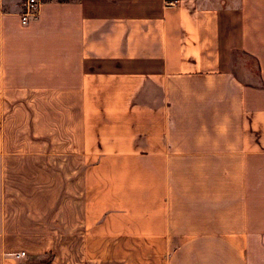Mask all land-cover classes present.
Segmentation results:
<instances>
[{
	"label": "crops",
	"instance_id": "0c3cea01",
	"mask_svg": "<svg viewBox=\"0 0 264 264\" xmlns=\"http://www.w3.org/2000/svg\"><path fill=\"white\" fill-rule=\"evenodd\" d=\"M21 1L0 0V264L60 246L9 192L28 152L8 135L12 108L60 105L82 163L67 264H264V0H42L25 25Z\"/></svg>",
	"mask_w": 264,
	"mask_h": 264
},
{
	"label": "rangeland",
	"instance_id": "374dc122",
	"mask_svg": "<svg viewBox=\"0 0 264 264\" xmlns=\"http://www.w3.org/2000/svg\"><path fill=\"white\" fill-rule=\"evenodd\" d=\"M241 56L240 54L237 65L233 68L237 78L245 83L256 82L253 60ZM59 102L66 104L67 97H62ZM12 110V121L8 122L10 147L15 149L19 146L18 149L21 147L22 152L27 151L28 154L22 160L17 157L12 161L14 169L11 170L9 192L27 195L29 210L44 216L45 235L53 236L54 246H59L56 243H60L57 250L44 252L42 261L50 263L54 260L56 264H67L69 252L63 249V244L66 246L68 241L69 213L80 211L82 196V163L73 123L74 108L60 105L14 107ZM38 118L42 121H38L35 128L34 122ZM32 126L33 130H43L44 134H51L53 130L56 136L54 139H38L30 135ZM39 131L34 132L40 133ZM72 253L77 255L79 252ZM148 253L141 251L137 255L138 258L148 260Z\"/></svg>",
	"mask_w": 264,
	"mask_h": 264
},
{
	"label": "built area",
	"instance_id": "2783aa9c",
	"mask_svg": "<svg viewBox=\"0 0 264 264\" xmlns=\"http://www.w3.org/2000/svg\"><path fill=\"white\" fill-rule=\"evenodd\" d=\"M42 0H22L21 11L19 13V23L21 25L27 24L30 20L37 16L39 6ZM167 4H175L176 0H167ZM24 252H19V255H23Z\"/></svg>",
	"mask_w": 264,
	"mask_h": 264
},
{
	"label": "trees",
	"instance_id": "16d2710c",
	"mask_svg": "<svg viewBox=\"0 0 264 264\" xmlns=\"http://www.w3.org/2000/svg\"><path fill=\"white\" fill-rule=\"evenodd\" d=\"M45 264H50L49 262H44Z\"/></svg>",
	"mask_w": 264,
	"mask_h": 264
}]
</instances>
